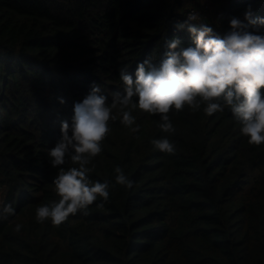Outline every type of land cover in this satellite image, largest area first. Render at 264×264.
I'll use <instances>...</instances> for the list:
<instances>
[{"label": "trees", "instance_id": "1", "mask_svg": "<svg viewBox=\"0 0 264 264\" xmlns=\"http://www.w3.org/2000/svg\"><path fill=\"white\" fill-rule=\"evenodd\" d=\"M208 2L0 0V204L15 210L0 219V264H264V144H249L227 109L170 112L171 134L139 109L137 133L110 121L89 165L93 181L114 185L108 200L59 226L35 220L58 199L47 151L94 83L111 102L122 69L159 61L167 39L191 44L176 27L188 8L221 35L249 5L264 16V0ZM161 136L174 153L155 149ZM117 166L132 189L115 185Z\"/></svg>", "mask_w": 264, "mask_h": 264}, {"label": "clouds", "instance_id": "2", "mask_svg": "<svg viewBox=\"0 0 264 264\" xmlns=\"http://www.w3.org/2000/svg\"><path fill=\"white\" fill-rule=\"evenodd\" d=\"M228 24L221 35L199 11L188 12L176 27L186 28L191 44L185 46L178 37L167 39L159 61L149 57L138 62L134 74L122 69L123 90L114 92L111 102L96 83L82 101L74 102L71 121H60L57 142L47 151L51 166L59 168L53 179L58 199L37 207V223L51 221L59 226L70 215H86L93 202L100 201L102 206L108 200L114 185L108 180L93 181L89 165L103 151L110 121L119 118L120 124L133 133L140 131L134 110L158 115V127L171 134L175 128L170 112L202 109L212 116L227 109L249 144H264V16H256L249 5L242 17L232 16ZM58 100L61 105L65 103L62 97ZM151 143L160 152L175 151L169 136ZM66 163L71 166L59 167ZM114 172L115 185L134 187L135 182L121 167ZM14 211L11 205L0 204V219ZM21 227L18 223L15 230Z\"/></svg>", "mask_w": 264, "mask_h": 264}, {"label": "built area", "instance_id": "3", "mask_svg": "<svg viewBox=\"0 0 264 264\" xmlns=\"http://www.w3.org/2000/svg\"><path fill=\"white\" fill-rule=\"evenodd\" d=\"M199 2L204 6V8H205L206 10H210V4H209L208 0H199ZM193 10H195V9H194V8H188V9H186V10L183 12L184 18L186 17V15H187L188 12L193 11ZM201 16L203 17V15H201ZM220 16H221V13L218 12V13L216 14V17L219 18ZM203 18H204V20L206 19V17H203ZM205 21H206V20H205Z\"/></svg>", "mask_w": 264, "mask_h": 264}]
</instances>
